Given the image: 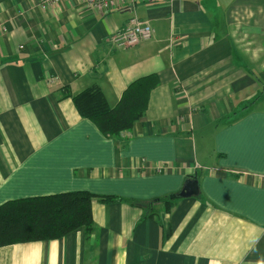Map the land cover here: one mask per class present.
<instances>
[{"label": "crops", "instance_id": "obj_1", "mask_svg": "<svg viewBox=\"0 0 264 264\" xmlns=\"http://www.w3.org/2000/svg\"><path fill=\"white\" fill-rule=\"evenodd\" d=\"M41 1L0 0V206L121 200L92 202L91 232L0 247V264H264V0ZM133 17L154 36L116 48ZM153 74L145 116L116 139L63 96L99 87L115 107ZM193 179L199 195L179 198ZM159 198L171 209L148 207Z\"/></svg>", "mask_w": 264, "mask_h": 264}, {"label": "trees", "instance_id": "obj_2", "mask_svg": "<svg viewBox=\"0 0 264 264\" xmlns=\"http://www.w3.org/2000/svg\"><path fill=\"white\" fill-rule=\"evenodd\" d=\"M159 85L153 74L141 77L124 92L118 105L111 107L99 87L88 88L71 97L80 117L92 121L106 139H116L130 132L145 116L150 95ZM99 199L104 204L115 203L120 198L99 196L89 192L60 193L45 197H33L9 201L0 206V247L18 243L52 241L64 238L80 228L91 232L94 226L93 203ZM165 201L170 209L174 202L169 198L153 199ZM142 205L141 201H130Z\"/></svg>", "mask_w": 264, "mask_h": 264}, {"label": "built area", "instance_id": "obj_3", "mask_svg": "<svg viewBox=\"0 0 264 264\" xmlns=\"http://www.w3.org/2000/svg\"><path fill=\"white\" fill-rule=\"evenodd\" d=\"M63 0H42L41 7L53 6ZM137 0H87V6L91 9L105 13L109 10L119 8L123 5H134ZM154 36V29L149 23L142 21L138 17L131 18L127 26L122 31L115 32L111 36V43L119 49H128L141 42L148 41Z\"/></svg>", "mask_w": 264, "mask_h": 264}, {"label": "water", "instance_id": "obj_4", "mask_svg": "<svg viewBox=\"0 0 264 264\" xmlns=\"http://www.w3.org/2000/svg\"><path fill=\"white\" fill-rule=\"evenodd\" d=\"M199 186L196 179L189 180L184 185V189L179 194V198H191L199 195Z\"/></svg>", "mask_w": 264, "mask_h": 264}]
</instances>
